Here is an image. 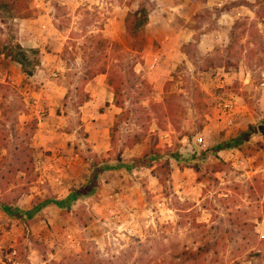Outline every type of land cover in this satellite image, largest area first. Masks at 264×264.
Wrapping results in <instances>:
<instances>
[{
  "label": "rangeland",
  "instance_id": "1",
  "mask_svg": "<svg viewBox=\"0 0 264 264\" xmlns=\"http://www.w3.org/2000/svg\"><path fill=\"white\" fill-rule=\"evenodd\" d=\"M28 1L0 15L26 54L0 55V203L102 170L69 211L0 209V264H264V0Z\"/></svg>",
  "mask_w": 264,
  "mask_h": 264
},
{
  "label": "trees",
  "instance_id": "2",
  "mask_svg": "<svg viewBox=\"0 0 264 264\" xmlns=\"http://www.w3.org/2000/svg\"><path fill=\"white\" fill-rule=\"evenodd\" d=\"M2 12H7L12 14V18H22L27 19L33 16L32 5L28 0H0V15ZM138 13L135 12L134 16ZM146 20H142L141 23H145ZM0 55H4L5 57H11L13 60L18 62L19 64H23L26 59V54L21 50L20 45H16L15 47L8 45L2 46L0 44ZM86 101H81L80 105H83ZM226 112V111H225ZM257 131V126H251L247 131L241 132L237 137L230 139L227 142H223L214 149V152H219L221 150H228L232 148H240L242 145L249 142L252 135ZM264 134V121L262 122L261 131ZM159 153H155L154 156L145 157L139 160H136L134 164L128 166L129 169L139 168V167H149L153 160H159ZM113 167L106 166V170H110ZM119 168V167H116ZM102 169H98L92 174L90 182L83 185L82 187L72 191L66 198L62 200H44L40 201L35 205V208L31 211L23 212L18 208H13L10 206H6L3 203H0V209L7 214H10L14 217H23L24 215L27 218H32L35 212L41 211L43 208L49 206L50 204H54L61 209H67L68 211L72 209L75 202H77L81 197L92 196L95 192V186L97 184V177L99 173H101ZM167 173V168H160ZM161 183H164V180L159 178Z\"/></svg>",
  "mask_w": 264,
  "mask_h": 264
},
{
  "label": "built area",
  "instance_id": "3",
  "mask_svg": "<svg viewBox=\"0 0 264 264\" xmlns=\"http://www.w3.org/2000/svg\"><path fill=\"white\" fill-rule=\"evenodd\" d=\"M234 102L232 100H226L224 103H222L223 105V110L224 111H230L231 109L234 108ZM198 142L201 144L203 143V139H199ZM7 264H19L18 261H15V259H11L9 260V262Z\"/></svg>",
  "mask_w": 264,
  "mask_h": 264
},
{
  "label": "crops",
  "instance_id": "4",
  "mask_svg": "<svg viewBox=\"0 0 264 264\" xmlns=\"http://www.w3.org/2000/svg\"><path fill=\"white\" fill-rule=\"evenodd\" d=\"M86 104H87V103H86ZM85 107H87V106H85V105H80V106H79V109L83 112L84 109H85Z\"/></svg>",
  "mask_w": 264,
  "mask_h": 264
}]
</instances>
